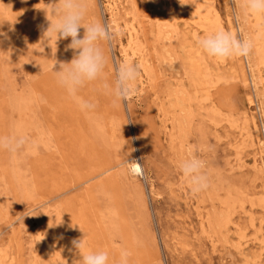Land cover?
Returning a JSON list of instances; mask_svg holds the SVG:
<instances>
[{"label": "rangeland", "instance_id": "1", "mask_svg": "<svg viewBox=\"0 0 264 264\" xmlns=\"http://www.w3.org/2000/svg\"><path fill=\"white\" fill-rule=\"evenodd\" d=\"M52 2L0 0V136L28 138L0 149V264H119L124 250L128 264H264V15L244 0H84L82 23L115 35L98 42L101 76L69 96L54 71L79 50L43 38ZM221 28L251 39L249 56L198 46ZM125 61L140 74L122 103L105 84ZM191 157L209 178L198 194L179 169Z\"/></svg>", "mask_w": 264, "mask_h": 264}, {"label": "clouds", "instance_id": "2", "mask_svg": "<svg viewBox=\"0 0 264 264\" xmlns=\"http://www.w3.org/2000/svg\"><path fill=\"white\" fill-rule=\"evenodd\" d=\"M51 5H53V15L56 21L55 23L50 21V25L43 33V38L47 41L52 39L53 35L58 39L70 37L71 43L67 47L79 50L78 55H75L71 62L61 63L60 70L54 71L58 84L66 90L69 96H76L86 83L95 81L101 76L105 66V57L98 42H110L115 33L109 25L103 23H91L86 26L82 23L87 12L84 0H53ZM243 7L249 15H264V0H244ZM81 27L85 29L83 38L79 36ZM197 43L207 55L219 60L247 57L253 49L251 39L240 38L222 28L203 36ZM139 74V67L136 64L130 61L119 63L116 65L114 84H105V88L109 89L116 101L127 103L137 95L134 82ZM81 107L92 109L94 104L82 101ZM27 143L28 138L25 136H0V149L10 153L22 150ZM205 167V161L197 157L185 159L179 164L180 172L187 180L193 194H198L209 187ZM72 243L79 253L85 246L84 239L74 240ZM129 255L128 251H122L119 264H128ZM108 261L107 252L90 251L80 255L79 264H108Z\"/></svg>", "mask_w": 264, "mask_h": 264}, {"label": "bare ground", "instance_id": "3", "mask_svg": "<svg viewBox=\"0 0 264 264\" xmlns=\"http://www.w3.org/2000/svg\"><path fill=\"white\" fill-rule=\"evenodd\" d=\"M132 37V36H131ZM126 55V54H125ZM125 57H128V55H126ZM13 93V92H12ZM129 165V169L132 173L134 174H142V171H141V167L139 165V163L137 161H133L131 162ZM21 169V168H20Z\"/></svg>", "mask_w": 264, "mask_h": 264}]
</instances>
